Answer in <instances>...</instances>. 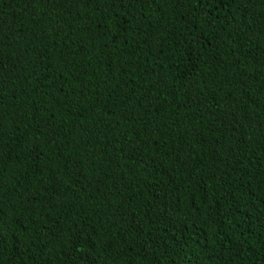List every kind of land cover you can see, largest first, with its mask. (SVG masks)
Returning <instances> with one entry per match:
<instances>
[{
	"label": "trees",
	"instance_id": "1",
	"mask_svg": "<svg viewBox=\"0 0 264 264\" xmlns=\"http://www.w3.org/2000/svg\"><path fill=\"white\" fill-rule=\"evenodd\" d=\"M0 264H264V0H0Z\"/></svg>",
	"mask_w": 264,
	"mask_h": 264
}]
</instances>
